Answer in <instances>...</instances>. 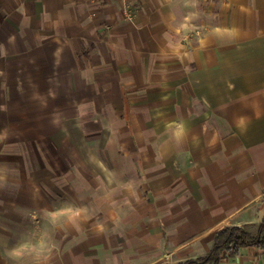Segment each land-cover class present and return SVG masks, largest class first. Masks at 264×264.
<instances>
[{
    "label": "crops",
    "instance_id": "1",
    "mask_svg": "<svg viewBox=\"0 0 264 264\" xmlns=\"http://www.w3.org/2000/svg\"><path fill=\"white\" fill-rule=\"evenodd\" d=\"M3 111L11 141L44 144L14 205L53 224L41 252L55 242L33 259L37 235L15 230L0 264H184L223 227L257 235L264 0H0Z\"/></svg>",
    "mask_w": 264,
    "mask_h": 264
},
{
    "label": "rangeland",
    "instance_id": "2",
    "mask_svg": "<svg viewBox=\"0 0 264 264\" xmlns=\"http://www.w3.org/2000/svg\"><path fill=\"white\" fill-rule=\"evenodd\" d=\"M82 118L86 119L87 114H83ZM7 126H9V120L7 119V114L3 111V114L0 113V132L4 133V135L0 136V242L7 243L12 241L14 243L16 241L22 244L24 240L22 238L15 240V235L13 236V238L11 237V240H8V233L15 232V230L22 231L30 229L31 231H33V235H37L35 238L31 239L32 258H39L41 256L44 257L45 254L49 252V249L53 246L55 241L50 238L42 239L41 246L43 251L41 252L40 239L38 237L40 234L39 232L40 229L48 232L53 230V224L44 223V226L42 225V227H40V223L37 221L32 222V224H24L23 222L25 219H27V217H25L24 212L22 211L23 208L18 209L14 205V202L17 198H20L19 200L22 201L25 200L23 196V188H26L27 190L30 187L31 180H33L32 183H34V181H37V179H39L40 177H45L40 176L39 174H35V170L37 168H40L41 165H44L45 159L39 157L41 156L39 148L41 146H44V144L39 142H32L33 144H27V146H25V148L23 149V144L16 143L13 140L11 141L12 137L5 135V132H7ZM25 150L27 151L26 157L24 155ZM65 161V159H55L54 156H52L51 159V163L53 165H55L56 163V165H63ZM24 162L25 166L32 168L33 174L31 176L26 174H18V172H23L21 170L24 169ZM85 162L86 165H92L91 161H89L88 159L85 160ZM95 166H97L96 163ZM32 209L35 210V208ZM11 219L12 221H9ZM13 220L19 221L18 223H16ZM11 264L15 263L11 262Z\"/></svg>",
    "mask_w": 264,
    "mask_h": 264
},
{
    "label": "trees",
    "instance_id": "3",
    "mask_svg": "<svg viewBox=\"0 0 264 264\" xmlns=\"http://www.w3.org/2000/svg\"><path fill=\"white\" fill-rule=\"evenodd\" d=\"M248 246L264 250V221L257 235L236 226L223 227L217 231L213 248L206 256L188 260L184 264H222L228 258L238 257L242 249Z\"/></svg>",
    "mask_w": 264,
    "mask_h": 264
},
{
    "label": "built area",
    "instance_id": "4",
    "mask_svg": "<svg viewBox=\"0 0 264 264\" xmlns=\"http://www.w3.org/2000/svg\"><path fill=\"white\" fill-rule=\"evenodd\" d=\"M127 17L129 18V19H133V15L128 11V13H127Z\"/></svg>",
    "mask_w": 264,
    "mask_h": 264
}]
</instances>
